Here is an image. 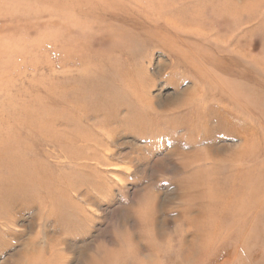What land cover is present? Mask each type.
I'll list each match as a JSON object with an SVG mask.
<instances>
[{"label": "rangeland", "instance_id": "obj_1", "mask_svg": "<svg viewBox=\"0 0 264 264\" xmlns=\"http://www.w3.org/2000/svg\"><path fill=\"white\" fill-rule=\"evenodd\" d=\"M263 3L0 0V264H264Z\"/></svg>", "mask_w": 264, "mask_h": 264}, {"label": "bare ground", "instance_id": "obj_2", "mask_svg": "<svg viewBox=\"0 0 264 264\" xmlns=\"http://www.w3.org/2000/svg\"><path fill=\"white\" fill-rule=\"evenodd\" d=\"M40 1V0H39ZM264 4V3H263ZM259 6V5H258ZM246 8H248V7H246ZM261 8V7H260ZM263 11V10H262ZM248 12V11H247ZM246 12V13H247ZM117 13V12H116ZM251 13V12H250ZM118 14V13H117ZM244 14V13H243ZM248 15H250V14H248ZM251 19V18H250ZM201 21V20H200ZM241 21V20H240ZM251 21V20H250ZM179 22V21H178ZM247 23V22H246ZM249 23V22H248ZM247 23V24H248ZM179 24V23H178ZM118 25H119V23H118ZM184 25V24H183ZM240 25V24H239ZM166 26V25H165ZM186 26V25H185ZM246 26V25H245ZM249 26H250V24H249ZM183 27V26H182ZM188 27V26H187ZM202 27V26H201ZM121 28V27H120ZM119 28V29H120ZM173 28V27H172ZM245 28V27H244ZM200 29H202V28H200ZM205 29V28H204ZM246 29V28H245ZM257 30V29H256ZM24 31V30H23ZM176 31H177V29H176ZM120 32V31H119ZM160 32V31H159ZM180 32V31H179ZM109 33V32H108ZM181 33V32H180ZM244 34V33H243ZM24 36V35H23ZM109 36V35H108ZM223 36V35H222ZM221 36V37H222ZM225 36V35H224ZM113 37V36H112ZM204 37V36H203ZM212 38V37H211ZM115 39H117V37L115 36L114 38H111L110 39V41L108 40L107 41V46L108 47H105L104 49H108V48H110V43L113 41V40H115ZM178 39V38H177ZM208 39V38H207ZM165 40V39H164ZM179 41V40H178ZM214 41V40H213ZM229 41V40H228ZM231 41V40H230ZM233 41H235V40H233ZM217 43V42H216ZM114 44V43H113ZM234 44V43H233ZM227 46H228V44H226ZM236 45H234V47H235ZM127 47V46H126ZM224 47V46H223ZM234 49V48H233ZM115 51H118V50H114V51H112V52H115ZM108 53H111V52H108ZM118 54H119V52H118ZM218 55V54H217ZM221 55V54H220ZM223 58V57H222ZM220 60V59H219ZM218 60V61H219ZM221 61V60H220ZM161 65V64H160ZM170 65V67H171V64H169ZM108 66V65H107ZM126 69V68H125ZM128 69H129V71H127V70H125L123 73H120V71H116V70H113L112 69V67H109L108 66V68H107V76H105L106 77V79H108L107 77H110V78H112L113 76L115 77V79L114 80H117L118 81V87H120V88H123L124 89V93H125V91H127V93L128 94H137V93H139L140 91H141V89H142V86L143 85H148L149 84V82H147V81H145V80H143L140 84L135 80V75L132 73L133 71L131 70V68H129L128 67ZM212 73H213V71H212ZM214 74V73H213ZM158 75H160V73H158ZM208 76H209V74H208ZM104 77V78H105ZM207 77V76H206ZM208 78V77H207ZM171 81V80H170ZM116 83V82H115ZM114 84V83H113ZM233 85H234V83H233ZM227 86H229V85H227ZM107 89H109L108 88V86L106 87ZM112 88V87H111ZM224 88V87H223ZM231 88V87H230ZM230 88H229V90H230ZM233 88H236L235 87V85H234V87ZM233 88H232V90H233ZM238 88H240V87H238ZM222 89V88H221ZM225 89V88H224ZM245 89V88H244ZM258 89V88H257ZM220 90V89H219ZM235 90V89H234ZM233 90V91H234ZM237 90V89H236ZM246 90V89H245ZM247 90H248V88H247ZM249 90H251L250 88H249ZM228 92V90H225V92ZM238 91H239V89H238ZM241 91V90H240ZM117 92V91H116ZM224 92V94L226 95V93ZM242 92V91H241ZM250 92V91H249ZM252 92V91H251ZM120 93V92H119ZM222 93H223V90H222ZM243 93V92H242ZM245 93V92H244ZM261 93V92H260ZM247 94L249 95V93H248V91H247ZM246 94V95H247ZM251 95H253L252 93H250ZM221 95V94H220ZM242 95V94H241ZM227 96H229V95H227ZM226 96V97H227ZM245 96V95H244ZM243 96V97H244ZM223 97V96H222ZM261 97V96H260ZM241 98V97H240ZM239 98V99H240ZM244 98H242V100H243ZM247 99H248V97H247ZM229 101V100H228ZM241 101V100H240ZM251 101V100H250ZM137 101H135V103H136ZM222 102H224V101H222ZM221 102V103H222ZM142 106H143V108H145V109H147L145 112H147V113H151L150 112V110L147 108V106H146V104L142 101V102H139ZM230 103V102H229ZM231 103H232V101H231ZM245 103H247V100L245 101ZM249 103V102H248ZM263 103H264V101H263ZM262 103V104H263ZM140 104H139V106H140ZM252 103H250V105L249 106H253L254 107V105L252 104ZM222 105V104H221ZM233 105H234V103H233ZM241 105H243L244 106V104H241ZM228 106V105H227ZM248 106V105H247ZM238 107V106H237ZM75 108V107H74ZM234 108H236V107H234ZM239 108V107H238ZM238 111V110H237ZM243 111V110H242ZM197 113V112H196ZM155 114V113H154ZM40 116V115H39ZM86 116V115H85ZM40 117H42V116H40ZM45 117V116H44ZM43 117V118H44ZM51 122V121H50ZM229 123H230V121H229ZM228 123V124H229ZM50 124V123H49ZM51 124H53V122L51 123ZM234 127V126H233ZM110 138V137H109ZM0 146H2L1 144H0ZM1 152V151H0ZM4 152V151H3ZM6 152H8V151H6ZM28 152V151H27ZM26 152V153H27ZM18 153V152H17ZM24 153V152H23ZM25 153V154H26ZM19 154V153H18ZM18 154H15L14 156H15V159L13 160L12 158H11V160L6 164V165H4L3 167H2V169H5L7 166L9 167V169H11V172H10V174H15L16 176L17 175H23L22 173H24V172H26V173H29V172H33L36 176H38L39 175V169L37 168V166H35V164L33 165L31 162H26V163H24L23 165H20V164H18L17 163V157H18ZM28 154V153H27ZM245 154H246V151H245ZM1 155H3V154H1ZM0 155V156H1ZM17 155V156H16ZM20 156V155H19ZM5 157V156H4ZM1 159V158H0ZM2 159H3V157H2ZM4 160V159H3ZM3 160H2V162H3ZM18 160H19V158H18ZM23 160V159H22ZM1 162V161H0ZM19 162V161H18ZM23 163V162H22ZM1 164V163H0ZM36 167V168H35ZM1 168V167H0ZM14 170H16L15 172H13ZM18 170V171H17ZM13 172V173H12ZM10 176H12V175H10ZM12 179V180H11ZM42 179V178H41ZM13 177L12 178H10V183L9 184H12L13 182ZM18 182H19V187L22 185V181H19V179L17 180ZM28 181H30V182H27V183H25V185H24V187H29L30 185H31V182H32V180H28ZM8 184V183H7ZM13 185V184H12ZM249 188V187H248ZM235 191V190H234ZM237 192V191H236ZM257 192V191H256ZM235 193V192H234ZM7 197L8 196H5L4 197V200L6 201V199H7ZM240 199H242V198H240ZM240 199H238V200H240ZM243 200V199H242ZM240 202V201H239ZM260 202V201H259ZM6 203V206H5V208H7V207H9L10 206V202H5ZM251 203V202H250ZM10 208V207H9ZM8 209V208H7ZM7 209H5V210H7ZM4 226H7V225H4ZM33 249L34 248H27L26 249V251H24V252H22V256L23 257H25L26 259H27V255L28 254H32V252H33Z\"/></svg>", "mask_w": 264, "mask_h": 264}]
</instances>
